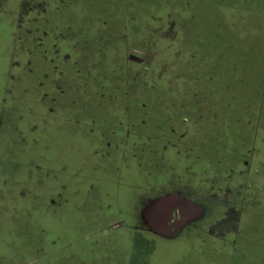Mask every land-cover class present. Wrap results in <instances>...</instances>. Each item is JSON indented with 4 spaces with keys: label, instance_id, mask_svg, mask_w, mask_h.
<instances>
[{
    "label": "rangeland",
    "instance_id": "rangeland-1",
    "mask_svg": "<svg viewBox=\"0 0 264 264\" xmlns=\"http://www.w3.org/2000/svg\"><path fill=\"white\" fill-rule=\"evenodd\" d=\"M60 1L0 0V125L7 122L0 131V237L12 236L5 233L12 218L27 222L15 233L35 245L19 248L30 259L47 235L36 223L55 215L45 200L10 202L9 191L54 194L65 186L70 203L56 216L90 207L87 213L107 214L109 231L132 227L137 236L124 248L99 237L107 222H96L86 234L97 247L74 257L76 246H57L43 264H238L247 252L264 264V0H75L68 3L74 17L65 18L56 16ZM55 17V26L46 24ZM42 31L59 37L44 54L57 57L48 74L58 94L50 81L41 89L57 97L55 107L51 97L39 102L36 84L51 64L28 54L34 45L48 51L46 41L37 42L47 36ZM28 60L35 63L30 76L21 66ZM254 125H261L259 141ZM252 139L260 153L249 180L251 160L240 155ZM228 186L242 193L221 205L213 197ZM117 189L130 190L127 207ZM176 191L204 204L206 216L174 239L144 230L145 203ZM11 248L8 257L0 247V264L27 260Z\"/></svg>",
    "mask_w": 264,
    "mask_h": 264
},
{
    "label": "crops",
    "instance_id": "crops-1",
    "mask_svg": "<svg viewBox=\"0 0 264 264\" xmlns=\"http://www.w3.org/2000/svg\"><path fill=\"white\" fill-rule=\"evenodd\" d=\"M46 1L52 2L53 0H50V1L46 0ZM72 1H75V0H61L60 2H64V6L62 7V5H61V7H60L61 10L59 9L57 11L58 15H56V16L65 18L67 15H69V16L74 17L75 13L73 12V8L71 10V6L68 4L69 2H72ZM79 1H85L86 5L89 2V0H79ZM239 1L246 2L248 0H239ZM252 1H254V0H252ZM257 1H259V0H257ZM240 6H244V5H240ZM73 7H76V6H73ZM60 11H61V13H63V15H60ZM45 13H46V11H44V13H42L43 14L42 16L46 17ZM52 19L53 20H51V21L47 20L48 22H46V24L47 25L51 24V26H52L54 23V26H55L57 24L58 18L55 17ZM56 28L57 27H55V29ZM42 32H44V34H47V36L43 37L44 40L40 39L37 42H41V41L45 42L46 41V43L48 44V46H47L48 51H44L45 53L44 52L41 53L40 52L41 47L38 46V48H39V51H38L37 45H34V48L32 49L33 51L32 52L29 51L28 54L34 53V55L32 57L34 59H36L37 61L45 60L51 64V68H49L48 70H45L42 73L40 80L36 84H37V87L40 89V95H39L40 100H39V102L45 103V101L51 97L50 107H55L58 105L57 97H56V99L53 98L50 92L49 93H42L41 89H43V87L45 86V83L47 81H50V84H53V86H54V88H53L54 90L52 89V91L55 94L56 93L58 94V83L51 81V79H50L51 74L50 75L48 74V71H49V73H52L53 70L54 71L57 70L58 67L56 66L57 63L55 61L57 59V57H55L53 54H50L51 60H49V58L44 59L45 58L44 54L47 55V53H50L49 48H50L51 44H59V37H57L53 31L51 32L53 34V36L51 34H49L48 32H45V31H42ZM39 37H42V36L40 35ZM32 44H33V42H32ZM17 63L19 65H14V63H12V68H15V67H18L21 65L19 62H17ZM30 64H32L31 69H28L29 71H25L27 69L26 65H30ZM34 64L35 63L28 60V62L21 65L24 69V72L26 73V76H30L35 72V65ZM45 111L48 112L50 116H53L56 113V108H51V109L49 108V109H46ZM1 114H2V112L0 113V117H1ZM3 119H5V118H3ZM6 123H7L6 120H4L3 124L0 125V131ZM32 125H35V124H32ZM31 129L36 130L37 127H33ZM48 160H50V161L53 160V157L52 158H51V156L48 157ZM15 166L16 165H14V164H9V168H14ZM36 169L38 171H40L41 167L37 166ZM39 183L42 184L43 181L40 180ZM18 188H19V186H18ZM61 188H62L61 193L57 192L54 194L46 193L44 191H42L40 193L36 192V191L33 192L32 190H28L27 188H23V187H20L19 189L12 188L9 191V194H10L9 199H10V202L17 203V205H19L21 203H25V202L29 203L31 200H35V201H37V200H41V201L43 200L44 201L45 200L46 203H41L39 201L40 204L41 205L44 204L45 210L47 209V211H49L50 213H52L53 215L56 216L55 210H58L59 207L64 206V205L68 206L70 203V198H65V196H64L65 186H62ZM105 190L106 189L105 188L103 189V187H102V189H99L98 193H103V192H105ZM121 190L117 189V192L118 193L121 192L123 194V196H125L124 195L125 189H123V191H121ZM82 192L84 194L91 193L90 186H88L87 189L85 188L84 191H82ZM57 194L60 195L61 197H63V199H65L63 202H59L58 205H57V203H55V201H51L52 200L51 197H54V195H57ZM170 194H174V193H170ZM170 194H168V195H170ZM165 195H167V194H165ZM176 195H179V194H176ZM182 198H185V197H182ZM123 199H124V197H121L119 199L120 203H122L121 207H123ZM185 199H187V198H185ZM194 204L196 206V203H194ZM121 207H120V209H122ZM89 208L88 209L85 208L86 210H83L77 214V215H85V217L87 218V222H89V223H84V221H82L80 219V217H77L76 211H66L63 213L62 218L58 217V215L56 216V218H55V216H47L46 218L42 219L43 221L36 223L38 228L42 232H45L47 235H45L43 237V239L40 240L39 246L37 244V247H36L37 251L32 254L30 259H27L28 253H26L25 251H19V248H23L25 250H30L32 248L34 249L35 245L28 244L27 242H24V240H19L18 239V233H15V232H19V228H20V231H22V232L26 231L27 222L21 223L20 221H16V219L12 218L11 224L7 225L5 228L6 229L5 233H9L12 236L6 237L4 239H2V237H0V247H4V249H5V247H9L10 249H12L11 246H14V249H16V250H14V252H16V254H18V255H19L18 252H20V255L26 257V259H27V260H24L22 262V264H39V262H40V264H43L44 261H43L42 257H44V256L52 257L55 253V248L57 246H59V249H64V248L69 249L70 247L76 246L77 251H75V253L73 254V256L75 257V256L82 254L83 250L84 251L89 250L93 247L98 246V244H97L98 240L93 241L91 244L89 243L91 234H86V232L90 228L96 229L98 227L97 223L102 224L104 221L107 222L106 225L100 226L98 231L95 232L96 234H98L99 237L106 238L107 239L106 241H112V240L119 241L120 244L122 245V247H124V248H125V246H127L128 241H131V239H132V242L135 241V238L137 236V233H136L137 230L136 229H134L132 227H130V228L127 227L125 230H121V231H114V232L109 231L108 229H106L107 224H108L107 217H106L107 214H104V212L101 209H99V213L103 212V214L102 215L99 214L100 216L92 214L91 212L87 213V211L90 210ZM196 208H198L200 211H203L199 214L200 219L206 216V214L204 213L205 209L199 208L198 206H196ZM114 209L116 211L120 210L116 207ZM142 209L144 210L145 206H143ZM0 214H1V212H0ZM196 214L197 215H195V216L197 217L198 213H196ZM126 217H127V215H126ZM196 217H194V219ZM131 220H133V219H131ZM142 221H143V219H142ZM127 224L129 225L130 222H128ZM143 224L145 225L144 221H143ZM102 229H104V230H102ZM144 230L150 231L146 225L144 227ZM108 231L110 233H107ZM135 233H136V235H135ZM151 233H153V232H151ZM153 234H155V233H153ZM161 238H164V237H161ZM165 239H173V238H165ZM87 243H89V245ZM40 246L42 247V249L39 250ZM17 250H18V252H17ZM5 252L6 253L8 252L7 256L9 257L11 251H7L5 249ZM0 255H2V254L0 253ZM249 255H250V253L247 252V255H245L244 258H241L239 256L240 259L238 262L241 261L242 263L240 262L238 264H256V263H253V261H252L253 256L252 255L249 256ZM232 256H235V255L233 254ZM232 256H230V257H232ZM256 257L260 258L261 256H256ZM128 258H131V257L128 256ZM19 259H23V258L21 257ZM127 264H131V263H129V260L127 261Z\"/></svg>",
    "mask_w": 264,
    "mask_h": 264
},
{
    "label": "water",
    "instance_id": "water-1",
    "mask_svg": "<svg viewBox=\"0 0 264 264\" xmlns=\"http://www.w3.org/2000/svg\"><path fill=\"white\" fill-rule=\"evenodd\" d=\"M193 212L200 214L203 211L196 208L192 201L180 195L170 194L151 201L143 210L142 219L151 232L164 238H171L172 231L176 230L179 233V228L188 223V220L193 217ZM174 213L177 218L180 213L182 220L176 226L170 227Z\"/></svg>",
    "mask_w": 264,
    "mask_h": 264
},
{
    "label": "flooded vegetation",
    "instance_id": "flooded-vegetation-1",
    "mask_svg": "<svg viewBox=\"0 0 264 264\" xmlns=\"http://www.w3.org/2000/svg\"><path fill=\"white\" fill-rule=\"evenodd\" d=\"M260 133H261V125H254L253 127H252V137H253V139L254 140H257V141H259L260 140V138H259V136H260ZM252 139V141H253V145L252 146H249L246 150H245V152H244V154H242V155H240L241 157L243 156H248L246 159H250L251 160V163L249 164L248 162H245V164L247 165V164H249V167L250 168H252L253 170L251 171V172H249L248 173V175H247V179H249L250 180V178H249V175H250V173H255L254 175H256L258 172H257V170H256V168H255V165L253 164V161H254V159H255V156L257 155V154H259L260 153V150H259V148L258 147H256L255 146V142H254V140ZM256 150V151H255ZM257 151H259V153H257ZM256 152V153H255ZM249 155H250V157H249ZM251 155H253L252 157H251ZM245 159V160H246ZM248 161V160H247ZM239 163H241L240 162V160H239ZM243 180V179H242ZM241 186H242V184H240ZM229 187V186H228ZM249 187V184H248V186L246 187V188H248ZM232 188H227L226 190H224V189H221V188H218V190H219V194H216L214 197H213V199L217 202V203H219V204H221V205H230L229 203H230V197H233V196H235V198H238L237 196L238 195H240L242 192L241 191H238L237 193L236 192H234V189H232ZM224 190V191H223ZM130 191V190H129ZM129 191H127V189H125V192L126 193H124L125 194V196H124V199H123V204L127 207L128 205V202H126L127 200H128V193H129ZM222 193H223V195H222ZM174 194H179L180 196H182V197H185V198H187L186 196H185V193L184 192H182V191H176ZM168 195V194H167ZM163 196H166V195H163ZM159 197H162V196H158V197H155V198H152V199H149L146 203H145V208H146V206L151 202V201H153V200H155V199H157V198H159ZM188 199V198H187ZM220 199H222V200H220ZM188 200H190V199H188ZM191 201V200H190ZM193 202V201H192ZM196 206H198L199 208H203V209H206V206L204 205V204H202V205H198V204H196ZM143 212V209H142V211H141V213ZM187 214V213H186ZM142 215V214H141ZM179 216H178V218L176 217V214L174 213V215H173V220L170 222V227H174V226H176V224L178 223V222H181V215H180V213L178 214ZM195 215H197L196 214V212H193L192 213V218H190V219H192V221H190V220H188V223L186 222L184 225H182L183 227H180L179 228V230L178 231H180L179 233L178 232H176V230H173L172 231V237L171 238H176V237H178V236H180L181 235V233L185 230V229H187V227L189 226V225H193V224H195V222L196 221H199L200 220V217H199V214H198V216L196 217ZM194 217H196L195 219H194ZM128 218V217H127ZM132 219V217H130V218H128V220H131ZM131 222H132V220H131ZM178 233V234H177Z\"/></svg>",
    "mask_w": 264,
    "mask_h": 264
},
{
    "label": "trees",
    "instance_id": "trees-1",
    "mask_svg": "<svg viewBox=\"0 0 264 264\" xmlns=\"http://www.w3.org/2000/svg\"><path fill=\"white\" fill-rule=\"evenodd\" d=\"M260 1V0H259ZM262 1V0H261ZM254 2H257V0H254ZM15 35V34H14ZM13 37V36H12ZM262 257V256H261Z\"/></svg>",
    "mask_w": 264,
    "mask_h": 264
}]
</instances>
